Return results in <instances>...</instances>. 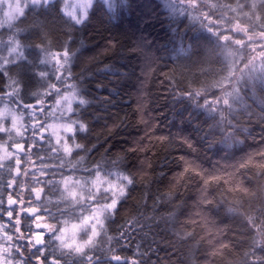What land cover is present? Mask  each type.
Listing matches in <instances>:
<instances>
[{
	"label": "clouds",
	"instance_id": "1",
	"mask_svg": "<svg viewBox=\"0 0 264 264\" xmlns=\"http://www.w3.org/2000/svg\"><path fill=\"white\" fill-rule=\"evenodd\" d=\"M0 264H264V0H0Z\"/></svg>",
	"mask_w": 264,
	"mask_h": 264
},
{
	"label": "snow or ice",
	"instance_id": "2",
	"mask_svg": "<svg viewBox=\"0 0 264 264\" xmlns=\"http://www.w3.org/2000/svg\"><path fill=\"white\" fill-rule=\"evenodd\" d=\"M18 147H19V145H18Z\"/></svg>",
	"mask_w": 264,
	"mask_h": 264
}]
</instances>
